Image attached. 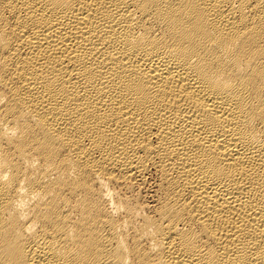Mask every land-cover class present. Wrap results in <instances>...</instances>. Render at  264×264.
Listing matches in <instances>:
<instances>
[{"label":"bare ground","instance_id":"bare-ground-1","mask_svg":"<svg viewBox=\"0 0 264 264\" xmlns=\"http://www.w3.org/2000/svg\"><path fill=\"white\" fill-rule=\"evenodd\" d=\"M0 264H264V0H0Z\"/></svg>","mask_w":264,"mask_h":264}]
</instances>
